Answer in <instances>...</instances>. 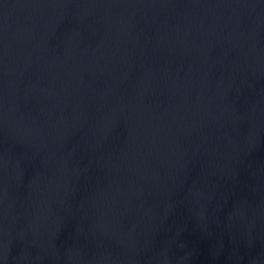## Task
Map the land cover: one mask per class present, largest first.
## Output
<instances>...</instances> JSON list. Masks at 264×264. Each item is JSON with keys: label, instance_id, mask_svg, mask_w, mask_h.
<instances>
[{"label": "water", "instance_id": "obj_1", "mask_svg": "<svg viewBox=\"0 0 264 264\" xmlns=\"http://www.w3.org/2000/svg\"><path fill=\"white\" fill-rule=\"evenodd\" d=\"M0 264H264V0H0Z\"/></svg>", "mask_w": 264, "mask_h": 264}]
</instances>
